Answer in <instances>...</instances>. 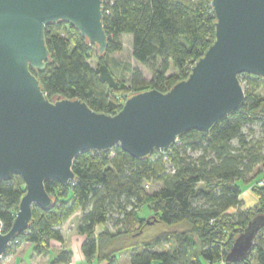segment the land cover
<instances>
[{"label": "trees", "instance_id": "trees-1", "mask_svg": "<svg viewBox=\"0 0 264 264\" xmlns=\"http://www.w3.org/2000/svg\"><path fill=\"white\" fill-rule=\"evenodd\" d=\"M104 9V54L70 23L46 26L50 56L44 69L31 70L50 99L78 98L98 112L115 114L128 92H166L187 78L215 40L210 0H104ZM126 34L133 36V57L152 73L151 80L136 67H130L127 78L114 72L110 55L124 50ZM243 77L244 103L210 131L192 129L170 149L144 158L133 157L120 145L78 154L76 180L68 186L45 183L53 206L33 207L30 226L6 254L24 243L33 245L34 255L49 254L53 240L64 241L62 224L81 211L78 230L86 236L82 249L88 264H117L124 251L130 253V264H264V226L245 260L226 261L236 237L264 213L263 203L245 206L239 183L254 184L259 201L264 200V185L256 184L264 176V99L256 94L264 80L249 73ZM150 184L159 187L149 191ZM25 191L19 175L0 179L4 232L12 227ZM144 211L153 213L154 221ZM154 222L164 228L146 232ZM99 225L104 228L97 232ZM71 259L72 253L63 249L55 263L69 264Z\"/></svg>", "mask_w": 264, "mask_h": 264}, {"label": "water", "instance_id": "water-1", "mask_svg": "<svg viewBox=\"0 0 264 264\" xmlns=\"http://www.w3.org/2000/svg\"><path fill=\"white\" fill-rule=\"evenodd\" d=\"M210 4L215 40L188 77L166 92L133 93L119 112L109 114L78 98L50 99L31 70L44 69L50 56L45 38L50 23L74 25L104 54V0H0V179L19 175L26 185L8 232L0 218V264L15 237L30 226L33 207L53 206L45 183L68 186L76 180L78 154L116 145L135 158L168 150L184 133L210 131L242 106L246 93L240 74L264 80V0ZM263 226L261 213L236 237L226 261L245 260Z\"/></svg>", "mask_w": 264, "mask_h": 264}, {"label": "crops", "instance_id": "crops-1", "mask_svg": "<svg viewBox=\"0 0 264 264\" xmlns=\"http://www.w3.org/2000/svg\"><path fill=\"white\" fill-rule=\"evenodd\" d=\"M80 215L81 211L62 224L64 241L53 240L49 254L44 256L34 255L33 245L24 243L13 253V264H56L55 260L63 249L72 253L69 264H88L82 249L86 236L78 230ZM103 228V225L97 226V232L102 231ZM93 264H107V261L97 262V260H94ZM117 264H130L129 251H124L118 255Z\"/></svg>", "mask_w": 264, "mask_h": 264}, {"label": "rangeland", "instance_id": "rangeland-1", "mask_svg": "<svg viewBox=\"0 0 264 264\" xmlns=\"http://www.w3.org/2000/svg\"><path fill=\"white\" fill-rule=\"evenodd\" d=\"M123 41H124V50L121 52H114L110 55L111 66L113 67L114 72L119 76H124L125 78H127L129 76L130 67H136L142 70V72L145 74L148 80H151L153 76L152 73L145 66L139 64L133 57V54H132L133 36L130 34L124 35ZM91 62L93 65L96 64V60L94 58L91 59ZM171 71H173V69ZM126 94L127 93L125 92L121 95L126 96ZM128 94L130 95V92H128ZM256 94L260 98L264 99V85L256 90ZM121 95H119V97ZM239 183L243 187V191H245L242 196L245 206L249 207V206H254L257 204L260 205V203L264 204V200L259 201L257 194L253 191L254 184H251V183L245 184L243 181H239ZM252 183H255V181ZM158 187H159V184H154V185L150 184L149 186H147V189L149 191H154ZM142 213L143 215L148 214L147 211H144ZM148 215H149L148 217H150L149 220L154 221V218H152L154 214L152 213ZM160 228H164V226L159 224L158 222H154L153 224H148L144 229L148 233H153V232L158 231ZM13 260H14L13 253L5 254L2 259L1 264H13Z\"/></svg>", "mask_w": 264, "mask_h": 264}, {"label": "built area", "instance_id": "built-area-1", "mask_svg": "<svg viewBox=\"0 0 264 264\" xmlns=\"http://www.w3.org/2000/svg\"><path fill=\"white\" fill-rule=\"evenodd\" d=\"M240 81L242 83V85L244 86L246 84V79L243 77V73L240 74ZM258 186H262L264 185V176L262 178H260L257 183Z\"/></svg>", "mask_w": 264, "mask_h": 264}]
</instances>
